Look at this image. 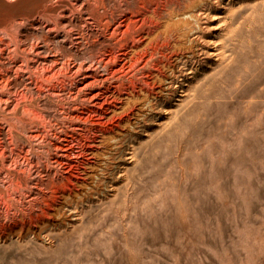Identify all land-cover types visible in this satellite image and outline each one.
Instances as JSON below:
<instances>
[{
  "label": "rangeland",
  "instance_id": "1",
  "mask_svg": "<svg viewBox=\"0 0 264 264\" xmlns=\"http://www.w3.org/2000/svg\"><path fill=\"white\" fill-rule=\"evenodd\" d=\"M100 2L0 0V73L9 78L0 84L8 99L0 103V154L8 159L0 160V264H264V0ZM149 13L141 35L151 32V47L120 72L122 80L103 79L120 65L110 54L123 55L139 37L128 34L119 48L118 30ZM14 41L24 48L37 41L28 66ZM192 44L199 47L193 60ZM175 57L176 68L191 72L176 79L172 98L146 106L147 94H158L153 75L164 73L153 67ZM40 62L54 67L40 70ZM107 89L118 97L94 95ZM32 104L43 126L37 117L17 120H29L22 109ZM65 111L82 120L69 122ZM38 127L42 143L29 136ZM114 138L123 145L103 175ZM54 145L72 149L70 157ZM17 153L31 163L21 155L10 162ZM46 166L68 176L66 192L47 197L34 222L27 214L40 213L31 203L41 198L30 180ZM95 174L103 176L99 187Z\"/></svg>",
  "mask_w": 264,
  "mask_h": 264
},
{
  "label": "bare ground",
  "instance_id": "2",
  "mask_svg": "<svg viewBox=\"0 0 264 264\" xmlns=\"http://www.w3.org/2000/svg\"><path fill=\"white\" fill-rule=\"evenodd\" d=\"M94 1L96 2V4L98 3L99 4V2L100 1H102V0H93V3L90 1V0H86V3H87V5H88V7L89 8H91V6H92V4H93V6H94ZM218 1H220V0H218ZM144 2V1H143ZM100 3H102V2H100ZM140 4V3H139ZM145 4V3H144ZM91 5V6H90ZM82 6V5H81ZM96 6V5H95ZM221 6V5H220ZM69 8H70V10L71 11H73V9H74V7L72 6V4H69ZM96 9V8H95ZM59 13H61L62 11H58ZM95 11L94 10H92V14H95L94 13ZM58 13V14H59ZM63 13V12H62ZM61 13V16L63 15ZM91 14V15H92ZM175 14V13H174ZM194 14V13H193ZM193 14H189L188 13V18H191V19H195V16L193 15ZM70 15V14H69ZM148 15V14H147ZM93 16V15H92ZM91 16V17H92ZM99 17L101 16V15H98ZM155 16V15H154ZM187 16V15H186ZM143 17V16H142ZM93 18V17H92ZM155 18V17H154ZM186 19H187V17H185ZM94 19V18H93ZM152 19V15H150V13H149V15L148 16H145L144 18H143V23L142 24H140V25H136L134 22V26L133 27H127V28H125V29H123V30H118V32L120 33L121 32V36L120 37H118L117 38V42H116V45L119 47V48H122L123 46L124 47H127V43H124L123 42V39H125V37L129 34H131L132 35V37L134 38V35H137V36H139V37H137V38H134V43L133 44H131L130 45V49H129V51L127 50L126 52H122V54L123 55H117V53L115 54H110V60H109V62L112 60V62H114L115 64H120L119 65V67L114 71V72H112V74L111 75H107L105 78H103V79H108V78H116V79H121L122 77H124L125 76V73H120L121 71H123V70H125L124 68L125 67H127V69L128 68H130L129 70H132V66L134 65V63L135 62H137V60L138 59H140V57L142 56V54L144 53V52H146V51H148V49H149V47H151L150 45L154 42L153 40H154V37L151 35V32H146L145 33V36L144 37H142V35H141V27L144 25V23L147 21V20H151ZM186 19L184 20V21H186ZM100 20H101V18H100ZM70 21V20H69ZM154 21V20H153ZM156 21V20H155ZM180 21H182V20H180ZM184 21H182V22H184ZM191 22V21H190ZM72 23V22H71ZM108 21H106V23H104V28L106 29V27L108 26ZM104 29V30H105ZM118 29V28H117ZM117 29H113V31H112V33H111V36H115V34H116V30ZM80 30V29H79ZM5 31V30H4ZM92 31V30H91ZM2 32V31H1ZM184 32V31H183ZM83 33V32H82ZM90 33V32H89ZM82 35V34H81ZM81 35H79L78 37L79 38H81L82 36ZM96 35V34H95ZM95 35H93V36H95ZM142 37V38H141ZM74 38V37H73ZM79 38H76L75 40H79ZM186 38V37H185ZM82 39V38H81ZM190 39V38H189ZM196 39V38H195ZM13 40V39H12ZM46 40V36L45 35H43V41H45ZM71 40V39H70ZM199 40V39H198ZM3 40H2V38H1V40H0V42H2ZM82 41V40H81ZM86 41V40H85ZM187 41H188V39H187ZM37 42V41H36ZM36 42L35 43H31L30 45H29V47L28 48H24V46H22V44L20 43V42H16V41H14L13 42V44H14V47H13V52H14V54L15 55H21L22 57L21 58H23L24 60H25V62H26V65L28 66L29 64V62H28V60L29 61H32V58L31 57H29L28 56V53H30V50H32V49H34V47H37L36 46ZM87 42V41H86ZM10 43V42H9ZM191 43V42H190ZM199 43V42H198ZM7 44H8V42H7ZM195 44V43H194ZM194 44H192V46H191V49L192 50H189L190 52H189V56H188V59H192L193 60V57H198L199 56V52H198V48H194L195 47V45ZM27 45V44H26ZM44 45H47L46 44V42H45V44ZM197 45V44H196ZM129 46V45H128ZM202 46V45H201ZM7 47V46H6ZM188 48V47H187ZM177 50V49H176ZM3 51H4V47H0V56H1V54L3 53ZM151 51V50H150ZM149 51V52H150ZM200 51V50H199ZM202 51H203V49H202ZM104 52V51H103ZM185 52V51H184ZM181 53H183V52H181ZM208 55H211V52L210 51H208V52H206ZM119 54V53H118ZM201 54V53H200ZM206 54V55H207ZM10 55V54H9ZM54 55H56V54H54ZM152 55V54H151ZM178 55V54H177ZM186 55V54H185ZM181 56H182V54H181ZM184 56V55H183ZM6 57V56H5ZM144 57V56H143ZM171 57V56H170ZM153 58V57H152ZM172 58V57H171ZM201 58H203V57H201ZM101 59V58H100ZM99 59V60H100ZM180 59V58H179ZM179 59H178V57H175L173 60H174V62H173V64H166V63H163V64H160V65H158L157 67L155 66V67H153V65H151L154 69L155 68H157V70L159 71H164V73L163 74H161L160 72H156L154 75H153V78H152V82H158V83H160V84H158V86H157V91L156 92H158V94H157V96L156 95H154V96H152L151 97V94H147V96H146V98H145V103H146V106H148V107H150V108H152V109H154V107H155V104H157L158 103V100L160 99V97L162 98V99H170V98H172V95H174V93H175V91L176 90H178V87H180V85H178V83L176 82V79H181V78H179L181 75H184L185 73H188V72H191V69H190V67L189 68H187V67H177L176 68V65H178V62H179ZM216 59V58H215ZM98 60V61H99ZM102 60V59H101ZM196 60V59H195ZM198 60V59H197ZM35 61V60H34ZM55 61H57L56 60V58H54V59H52V63H54ZM169 61V60H168ZM140 62V61H139ZM155 62V61H154ZM162 62V61H161ZM198 62V61H197ZM1 60H0V65H1ZM41 63V62H40ZM42 65H41V68H40V70H45V71H47V70H49V69H51L52 68V64H47V65H44V62L43 63H41ZM105 65V67H106V70H108V67H107V64H108V62L106 61V63H104ZM139 64V63H138ZM157 65V64H156ZM37 66V65H36ZM36 66H34V67H36ZM149 66V65H148ZM207 67H210V64H207L206 65ZM1 67V66H0ZM54 67V66H53ZM134 67V66H133ZM6 68V67H5ZM135 68V67H134ZM1 69V68H0ZM16 69V68H15ZM185 69H187V71L185 70ZM37 70V69H36ZM185 70V71H184ZM184 71V72H183ZM35 72V71H34ZM62 72V71H61ZM36 73V72H35ZM40 73V72H39ZM107 73V72H106ZM152 73V72H151ZM53 74V73H52ZM59 74V73H58ZM37 75V74H36ZM40 75V74H39ZM62 75V74H61ZM128 76V75H127ZM41 77V76H40ZM7 76H4V74L1 72L0 73V84L1 85H3V86H5V85H7V83H8V80H7ZM42 78V77H41ZM9 79V78H8ZM44 79H46V78H44ZM130 79V78H129ZM128 79V80H129ZM183 79V78H182ZM47 80V79H46ZM49 80V79H48ZM122 80V79H121ZM119 81V87L121 88L122 86H123V82L122 81ZM50 81V80H49ZM134 81V80H133ZM47 82V81H46ZM143 82H145V83H147L145 80H143ZM48 83V82H47ZM50 83V82H49ZM16 84V83H15ZM9 85V84H8ZM52 86H53V83L51 84ZM28 86V85H27ZM51 86V87H52ZM132 86V85H131ZM27 88V87H26ZM38 88V87H37ZM107 88V87H106ZM30 89V88H29ZM105 89V88H104ZM140 89V88H139ZM28 90V89H27ZM118 90H119V88H118ZM141 90V89H140ZM8 92V91H7ZM10 92V91H9ZM2 93V92H1ZM110 94L111 96H115V97H118V95H116L115 94V92H113V91H110V90H108L107 89V91H104V90H100V91H98V92H96L94 95L96 96V97H98V96H100V95H104V96H106V97H108L106 94ZM179 95H182V94H179ZM24 96V95H23ZM76 97V96H75ZM75 97H73V98H75ZM151 97V98H150ZM72 98V99H73ZM79 98H81V97H79ZM90 98V97H89ZM82 100H84L85 98H81ZM80 99V100H81ZM175 99H178L179 100V97L178 96H175ZM10 100V99H9ZM27 100V99H26ZM86 100V99H85ZM12 101V100H11ZM19 101V100H18ZM1 102H8V99H4L3 97H2V95L0 94V103ZM16 104H18V103H16ZM33 105V104H32ZM31 105V106H32ZM197 105V104H196ZM0 106H1V104H0ZM6 106V105H5ZM4 106V107H5ZM30 106V108H27V109H22V111L23 112H25L26 114L25 115H28V117H29V120H28V118H24L23 117V114H22V116L21 115H17L16 117H17V120H19L20 121V123L21 124H27V123H32V122H34V118H36L37 117V115L35 114V110L34 109H36L35 108V106H34V108L33 107H31ZM4 107H1V108H4ZM73 108V107H72ZM75 108V107H74ZM17 109V107L16 106H14L13 107V110L15 111ZM95 111V110H94ZM11 112H12V110H11ZM15 113V112H14ZM41 115V114H40ZM40 115L37 117V120L40 118ZM144 115V114H143ZM64 117L69 121V122H75V121H81L82 120V117H80L79 115L78 116H71L70 114H69V111H65V115H64ZM195 118V117H194ZM45 119V118H44ZM202 119V118H201ZM14 120V119H13ZM85 120H87L88 121V119H85ZM84 120V121H85ZM143 120L145 121V115L143 116ZM142 120V121H143ZM204 120V119H203ZM83 121V122H84ZM27 122V123H26ZM17 124V123H16ZM35 124V123H34ZM33 124V125H34ZM38 124H41L42 126H43V121L42 120H40L39 119V121H38ZM68 125V124H67ZM8 126L11 128H15V124L14 123H12V122H8ZM207 126V125H206ZM253 128V127H252ZM195 129V128H194ZM62 130V129H61ZM208 132V131H207ZM14 133V132H13ZM202 133V132H201ZM18 134V133H17ZM44 134H46V133H43V131H41V129L38 127L37 129H34V132L33 133H31L29 136L32 138V137H34V138H40V140H41V143H42V141H43V139H44ZM54 134V133H53ZM80 134V133H79ZM21 135V134H20ZM28 135V134H27ZM54 135H56V134H54ZM81 135V134H80ZM200 135V134H199ZM214 135V134H213ZM12 136H13V134H12ZM12 136H11V138H12ZM206 136V135H205ZM9 137V136H8ZM13 137H15V136H13ZM57 137V136H56ZM75 138V137H74ZM86 138V137H85ZM200 138V137H199ZM207 138V137H206ZM45 140V139H44ZM198 140V139H197ZM197 140H195V141H197ZM204 140V139H203ZM77 141H79V139H77ZM45 142V141H44ZM3 143V142H2ZM51 143V142H50ZM76 143H78V142H76ZM123 143V139H115L114 138V142L112 143L114 146H113V151L114 152H111V153H109L108 155H107V158H106V160H105V162H104V165L100 168L101 170H102V174L103 175H105V174H109V172L113 169V167H114V164H116L115 162L117 161V159L119 158V156H118V152H119V150L122 148V144ZM0 145H1V140H0ZM53 145V144H52ZM54 147L55 148H57V149H64V147L63 146H61V145H54ZM67 147H69V146H67ZM199 147V146H198ZM9 149V148H8ZM206 149V148H205ZM4 150V149H3ZM20 150V149H19ZM30 150V149H29ZM65 150V152H63V153H60L59 155H61V156H64V157H70L69 155H70V153H68L69 151L71 152L72 151V149H70L68 152H66L67 150L66 149H64ZM4 152V151H3ZM11 153V152H10ZM8 155V154H7ZM20 153H17L16 155H9V157H10V159H9V161L10 162H13V163H15L16 162V159L18 160V157H20ZM202 155V154H201ZM4 157H6V156H4V154H0V160L1 161H3L5 158ZM130 157V156H129ZM60 158V157H59ZM58 157L57 158H55L53 161L57 164V166H59V167H62L63 166V162L59 159ZM122 158V157H121ZM6 159H7V157H6ZM21 159H23L27 164H29V163H31V160L27 157V156H25V155H21ZM8 160V159H7ZM211 162V161H210ZM213 163V162H212ZM222 164V163H221ZM31 165V164H30ZM212 165V164H211ZM223 165V164H222ZM6 166H7V164H6ZM14 166V165H13ZM210 166V165H209ZM59 167H57L56 169H55V171L54 172H51L50 170H49V168H47V166L42 170V172H43V174H45V176H46V179H43V177H41L43 174H41V172L39 171V170H37V174L39 175V177H37V178H31L32 180H30V181H33V185L35 186H32V188L34 187V188H36V187H38L39 189L38 190H40V193L38 192V194L40 195V201L37 203V200H34L33 201V198H32V205H35V207H36V205H37V207H36V209H39V211H40V213H37V215L33 218V216L32 215H29V214H27L28 215V218H30V220H32V221H37V220H41V219H43V216H42V214H43V212L45 211V208H43V206L45 205L46 206V204H45V202H46V198L47 197H51L52 195H53V193L54 192H58L61 196H64V193L66 192V180L68 179V176L67 175H65V174H63L62 172L64 171L63 170V167H62V170L63 171H61V169L59 168ZM71 169V168H70ZM69 169V170H70ZM14 170V169H13ZM12 170V171H13ZM22 170V169H21ZM20 170V171H21ZM240 170V169H239ZM23 171V170H22ZM13 172H15V171H13ZM13 172H12V174H13ZM19 172V171H18ZM27 172V171H26ZM69 172V171H68ZM6 173V172H5ZM11 173V172H10ZM7 174H8V172H7ZM24 174V173H23ZM27 174H28V172H27ZM31 174V173H30ZM29 174V175H30ZM101 174V175H102ZM17 175V174H16ZM28 175V176H29ZM36 175V174H35ZM41 175V176H40ZM96 175V179H94V182H95V187H99L100 185L99 184H101L102 183V181H103V176H100L99 174H95ZM32 177V176H31ZM91 178H93L94 177V175H91L90 176ZM17 178V177H16ZM26 178H28V177H26ZM205 178V177H204ZM15 179V178H14ZM25 179V178H24ZM105 179V178H104ZM18 181V180H17ZM16 181V182H17ZM25 182V181H24ZM29 182V181H28ZM208 182V181H207ZM20 183V182H19ZM204 183V182H203ZM22 184V183H21ZM21 184H20V186H21ZM205 185H207V184H205ZM15 186V185H14ZM17 186H19V184L17 185ZM29 186V185H28ZM31 186V185H30ZM5 188H7V187H5ZM204 189V188H203ZM4 190V189H3ZM44 190H47V191H49V194H47V195H45V194H42V192H44ZM96 190V188H94V187H90V191L91 192H93V191H95ZM206 190V189H205ZM30 191V190H29ZM34 191V190H33ZM35 192V191H34ZM25 193V192H24ZM31 193H33V192H31ZM36 193V192H35ZM27 194V193H26ZM36 195V194H35ZM28 196V195H27ZM53 197V196H52ZM66 197V196H65ZM38 198V197H37ZM82 198V197H81ZM80 198V199H81ZM45 199V200H44ZM28 200V199H27ZM31 200V199H30ZM69 200V199H68ZM71 200V199H70ZM18 201V200H17ZM31 202V201H30ZM29 201H28V203H30ZM70 202V201H69ZM68 202V203H69ZM199 202V201H198ZM48 204V203H47ZM28 205H30V204H28ZM31 205V206H32ZM34 207V208H35ZM62 207V205H60L59 204V206H57V207H55L53 210V212H51V213H53L54 215H55V213H56V215L58 214V211L60 210V208ZM33 208V207H32ZM77 208V207H76ZM33 210V209H32ZM75 210H77V209H75ZM75 210H73V211H75ZM182 210V209H181ZM24 211V210H23ZM28 211H29V209H28ZM38 211V212H39ZM72 211V212H73ZM48 212V211H47ZM46 212V213H47ZM13 213V212H12ZM29 213H31V212H29ZM34 214H36V213H34ZM48 214V213H47ZM65 214V211H61V213H60V216H61V218H64L63 217V215ZM13 215V214H12ZM15 216V215H14ZM52 216V215H51ZM23 218V217H22ZM4 220V219H3ZM20 221V220H19ZM29 223V222H28ZM36 225V224H35ZM37 234V233H36Z\"/></svg>",
  "mask_w": 264,
  "mask_h": 264
}]
</instances>
